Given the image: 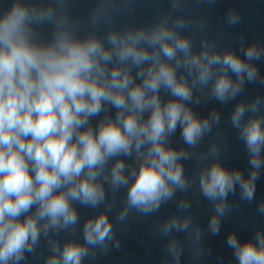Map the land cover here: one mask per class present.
<instances>
[{
    "label": "clouds",
    "instance_id": "obj_1",
    "mask_svg": "<svg viewBox=\"0 0 264 264\" xmlns=\"http://www.w3.org/2000/svg\"><path fill=\"white\" fill-rule=\"evenodd\" d=\"M68 5L11 0L0 10V264H24L42 239L44 264H84L120 249L110 213L122 190L115 219L126 226L132 214L152 216L196 185L213 206L207 229L219 235L229 195L239 188L241 200L255 199L264 169V97L240 100L230 115L248 154L247 175L220 160L222 141L197 153L221 112L200 115L194 106L202 98L225 105L246 83L264 84L255 63L264 44L245 45L241 36V55L203 37L195 49L184 30L203 32L206 23L179 14L184 0H170L169 11L149 24L123 27L111 24L101 0L86 30ZM240 20L228 9L229 25ZM101 23L109 25L102 34ZM44 25L51 26L47 38ZM178 129L179 147L171 143ZM193 157L203 166L188 176L184 161ZM78 206L94 210L82 224ZM176 207L181 214L152 233L168 237L160 264H181L184 246L173 233L187 234L194 255L202 251L191 200L182 196ZM258 211L264 215V201ZM62 232L72 238L61 243ZM226 244L236 264H264V228L244 241L229 233Z\"/></svg>",
    "mask_w": 264,
    "mask_h": 264
},
{
    "label": "water",
    "instance_id": "obj_2",
    "mask_svg": "<svg viewBox=\"0 0 264 264\" xmlns=\"http://www.w3.org/2000/svg\"><path fill=\"white\" fill-rule=\"evenodd\" d=\"M33 2L47 4L52 0H33ZM107 7L112 10L111 24L116 27L125 25H139L151 23L157 15L165 14L170 9V0H105ZM101 3V0H69L70 14L81 22L82 30L89 27V18L92 11ZM11 0H0V10L6 9ZM228 9H235L240 13L241 20L236 25H229L226 21ZM176 14V13H174ZM184 16L193 20H203L206 23L205 30L199 31L193 25L186 28L185 34L192 36L194 48L199 49L200 40L203 37L214 41L220 49H233L243 55L240 38L243 36L245 45L251 42L264 44V0H215L209 3L208 0H184L182 12ZM109 25L101 23L97 28L103 33ZM41 34L47 38L51 32L50 25L39 28ZM257 64L260 75L264 77V57ZM162 95H165L162 93ZM257 95L264 97V84L258 80L255 83H246L244 91L235 100L225 105L209 99L204 100L200 105H195V110L200 115H207L213 108L221 112V122L213 128L212 133L201 142L197 153L205 152L213 141H222L220 160L229 168H239L247 175L248 154L243 141L239 139L238 132L230 123V115L236 103L240 100L251 101ZM264 114V108L261 113ZM171 143L179 147L182 145L179 129L171 138ZM207 163V161L203 162ZM185 174L196 176L202 163L193 157L184 161ZM124 191L117 197V204L110 217L113 219L117 235L120 237V249L112 248L108 254H98L96 258L86 259L84 264H160L165 256L164 248L168 237L153 236L158 225L172 214H181L176 207V200L187 196L192 207L189 210L193 216V223L198 224L204 233L201 239L202 251L199 256L194 255L191 240L186 233H173L183 244L184 252L181 257V264H236L232 249L226 244V237L229 233L235 232L241 241L251 239L256 230L264 228V215L258 211L259 204L264 201V169L261 170L260 178L257 181L256 195L252 202L240 199L239 188L236 193L229 195L231 205L229 214L222 220L221 231L217 236H212L207 229L208 219L212 211V204L206 200L198 191V186L193 185L187 193L178 192L176 200L164 205L158 213L152 216L139 218L132 214L126 226L115 219L116 212L122 203ZM79 207V206H78ZM81 224L88 216L94 214V210L79 207ZM61 243L66 238H72L67 233H60L58 237ZM75 238L82 240L78 232ZM48 247L42 239L35 254L28 255L24 264H44V257L48 254Z\"/></svg>",
    "mask_w": 264,
    "mask_h": 264
}]
</instances>
